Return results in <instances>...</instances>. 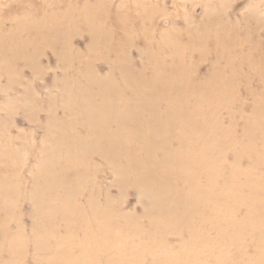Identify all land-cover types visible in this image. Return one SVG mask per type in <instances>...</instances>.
I'll list each match as a JSON object with an SVG mask.
<instances>
[{
    "label": "rangeland",
    "instance_id": "obj_1",
    "mask_svg": "<svg viewBox=\"0 0 264 264\" xmlns=\"http://www.w3.org/2000/svg\"><path fill=\"white\" fill-rule=\"evenodd\" d=\"M68 10L77 13V29H68L65 35L78 50V94L85 86L92 92L105 86L123 89L126 68L134 76L143 70L142 75L149 79L154 76L152 68L166 71L155 74H168L167 69L175 67L178 59L184 78L175 91L184 93L188 108L195 104L204 106L205 116L197 121L206 125L213 122L219 127V133L214 135L220 144L216 147L225 146L222 153L216 154V167L211 165L214 157L209 162L208 158H193L191 165L195 169L178 170L184 174L178 186L187 187L186 192H190V184L195 181L201 194L197 203H192L183 193L179 205L187 218L198 211V206L217 209L224 216L217 230L199 223L195 231L180 225L172 226L170 231H153L148 226L157 209L152 194L144 191L133 174L114 172L106 161L92 155L87 157V167L83 164L78 169L70 166L64 170L72 195L76 193L74 205L95 189L100 204L107 199L119 218L101 253L96 249L86 254L79 252L82 227L77 215V219L64 218L60 213L51 217L33 198L37 183L34 173L40 169V159H57L50 155L51 151L40 154L45 145L57 148L46 141L50 129L46 130L45 125L51 119L63 126L71 119L60 107L58 89L48 88L61 76L53 73L54 63L45 60L47 56L41 51L42 60L37 64L48 70L40 77L30 79L29 73L21 78L11 76L13 85L5 88L6 67L0 66V185L3 182L15 187L12 199L6 198V193L13 189L0 187V264H264V213L259 215V209L253 214L254 208L251 211L246 206L248 202L264 205V170L253 168L245 154H240V147H236L244 129L252 128L250 131L259 140L264 139V0H0V31L13 32L22 22L45 17L52 25H73L74 17L65 15ZM90 27L100 29L94 43L90 42ZM201 31L216 39L220 37L227 50L232 49L231 54L225 56L220 48L212 54V43L203 45L190 39ZM166 42L170 48L180 50L179 58L165 54L169 52ZM96 47L99 54L91 56L90 50ZM174 71L177 74L176 68ZM213 76L220 79L211 88L208 84L215 80ZM25 78H29L31 89L21 85ZM44 82L47 84L41 86ZM124 96L129 97V92ZM250 122L253 124L247 126ZM78 128L83 134L85 128L80 123ZM196 135L193 131L189 138ZM206 145L197 146L208 148ZM134 153L139 155V151ZM116 162L120 164L119 160ZM142 166L153 169L146 160ZM192 173L198 175L197 179ZM42 178L39 177L41 186ZM180 178L173 180L176 183ZM217 180L224 181L227 190L218 198H211L217 193ZM206 182L213 185L204 188ZM170 194L177 197L175 192ZM132 216L136 220H129ZM6 235L9 236L4 242ZM74 238L77 252L73 258L64 259L67 255L62 253L60 260L53 259L44 252L47 246L56 245L55 240L65 241V252L69 249L67 243L71 246ZM10 239L15 248L19 247L16 261L12 250L5 249ZM39 240H44L40 257L37 252L41 250L36 245ZM116 240L125 245L124 256L116 254Z\"/></svg>",
    "mask_w": 264,
    "mask_h": 264
},
{
    "label": "bare ground",
    "instance_id": "obj_2",
    "mask_svg": "<svg viewBox=\"0 0 264 264\" xmlns=\"http://www.w3.org/2000/svg\"><path fill=\"white\" fill-rule=\"evenodd\" d=\"M65 15L74 17L73 25L68 23L52 25L45 17L22 22L16 25L13 32L0 31V66L6 67L4 70L7 77L5 88L12 87L14 80L11 76L21 78V76L25 77L24 74L29 73L28 76L31 79L44 75L48 68L37 64L42 60L39 55L42 51L47 56L45 60L54 63V67L51 66L53 73L61 76V79L53 80L52 87L48 88L58 89V95L61 96L60 107L63 109V113L71 118L69 123L63 126L51 119L45 125L46 130L50 129V135L46 141L56 144L57 148L49 149L45 145L40 154L48 155L46 151H51L50 155H55L54 159H57L54 161L55 163L49 156H43L46 160L40 159V169L34 173V180H37V183L34 184L35 195L32 194L34 202L41 205L51 217L59 213L64 218L77 219L78 217V224L82 227L78 251L86 254L96 249L101 253V250L107 245V237L113 230L114 224H117L116 218L119 217L110 207L107 199H104L103 204H100L95 189L89 190L90 193L84 201L74 205L73 199L76 198V193L75 196L72 195L71 183L65 176L67 171H64L70 166L72 169H78V166L83 164L87 167V157L98 155L114 172L123 171L129 175L133 174V179L143 184L144 191L152 194L158 211L156 209L155 216L152 215L151 221L148 220L151 230L170 231L172 226L180 225L189 227L187 228L189 231H195L200 227L197 225L199 223L204 224L201 226L217 230L221 216H224L222 212L214 208L202 209L198 206V211L193 212L191 217L187 218L186 211L179 205V201L184 198L183 193L188 195L192 203H197V198L201 194L196 190L198 187L195 181L190 184L192 188L190 192H186L187 187L182 189L178 186L182 184V175H184L178 173V170L191 167L195 169V166L191 165L193 158L205 160L208 158L206 161L209 162L214 157L215 161L211 165L215 166V162L217 164L219 162L216 154L222 153L225 146L216 147L220 144L214 135L219 133V127L213 125V122L206 125V122L200 123L202 120L197 121L199 117L205 116L204 106L195 104L188 108L184 93L175 91L179 86H182L181 81L184 78V74L178 69V59L175 67H172L171 70L167 69L168 74H155L157 71H166L161 68H152L154 76L149 79L142 75L143 70L134 76L132 70L126 68L123 70V76L127 78L123 89H117L116 86H105L104 88L98 87L99 89L92 92V89H87L85 86L83 91L78 94V50L74 49L65 35V31L68 29H70L69 31L77 29L78 23H75L77 22V13L68 10ZM90 29L92 30L89 32L92 36L90 42L94 43L93 40L100 29L95 30L93 27ZM105 34L108 38V34ZM217 38L206 31H201L192 34L190 39L202 42L203 45L212 43L209 44V47L214 46L211 50L212 54H217V49L220 48L225 56L230 55L232 49L227 50L222 39ZM165 48L169 50L165 53L168 57L179 58V49L173 46L170 48L167 42ZM89 54L91 56L98 55L99 48L90 50ZM155 54L152 53L153 56ZM175 68L178 70L177 74H175ZM71 70L72 72H70ZM29 78L22 81L24 84L21 85L25 89L32 88ZM213 78L215 80H211L208 84L211 88L218 85L216 79H220L215 76ZM46 84L47 82H44L41 86ZM146 87L150 88L146 89ZM127 91L129 97L124 96ZM133 105L134 107H131ZM78 123L85 128L81 135ZM251 124L253 123L250 122L247 126ZM251 129H244L240 143H237L239 145L236 147H240V154H245L244 156L250 160L253 168L264 170V139L259 140L256 133L250 131ZM60 131L65 132L67 136L59 133ZM193 131L197 135L195 138H189ZM254 142H258V144H254ZM261 143L262 145H260ZM200 144H208L206 145L208 148L197 146ZM135 151H139V155L134 153ZM59 157H62L61 161L58 160ZM116 160H119L120 164ZM145 160L151 163L153 169H145L142 166ZM68 172L72 174L71 171ZM191 175L195 179L196 174L192 173ZM177 176L181 178L175 183L173 179ZM39 177H43L42 186ZM197 177L198 175H196V179ZM212 177L211 173L209 180ZM76 179L78 180V178ZM5 185L2 182L0 187L3 188ZM212 185L213 182H206L204 188ZM4 188L13 189L6 193V198L12 199L15 187L6 185ZM165 190H169V193H165ZM216 190L217 193L211 198H218L220 193L227 190L226 183L217 180ZM171 192L176 193L175 199L170 194ZM6 198L4 199L5 204L8 202ZM261 205L246 203L249 210L252 211L254 208L253 214L260 209L259 215L264 213V205ZM205 211L206 214H204ZM134 218L135 216L129 217V220ZM213 223L215 226L211 225ZM206 224H209L210 227ZM7 236L9 235L3 238L4 242L7 241ZM41 241L36 242V245L39 244L37 248L41 250L37 252L38 257L43 256L44 243ZM75 241L74 238L71 246L67 243L66 248L69 249L62 252L66 244L65 241L55 240L56 245L47 246L44 252H47L46 255L48 254V257H53V259L59 258L58 260H60L62 253L67 255L64 259H67L68 256L73 258L77 252ZM116 241V254L124 256L125 245L121 244V241ZM10 242L5 245L7 246L5 249L12 250L10 253L16 261L20 254L19 247L15 248L16 244L11 239ZM45 261L47 262V260Z\"/></svg>",
    "mask_w": 264,
    "mask_h": 264
}]
</instances>
